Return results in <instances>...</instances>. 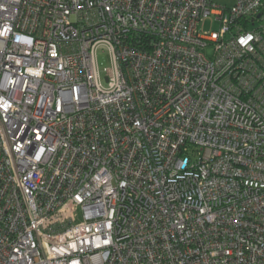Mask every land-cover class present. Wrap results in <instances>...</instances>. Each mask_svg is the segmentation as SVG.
<instances>
[{
  "label": "built area",
  "instance_id": "built-area-1",
  "mask_svg": "<svg viewBox=\"0 0 264 264\" xmlns=\"http://www.w3.org/2000/svg\"><path fill=\"white\" fill-rule=\"evenodd\" d=\"M0 264H264V0H0Z\"/></svg>",
  "mask_w": 264,
  "mask_h": 264
},
{
  "label": "rangeland",
  "instance_id": "rangeland-1",
  "mask_svg": "<svg viewBox=\"0 0 264 264\" xmlns=\"http://www.w3.org/2000/svg\"><path fill=\"white\" fill-rule=\"evenodd\" d=\"M215 1L220 3L232 4L234 0H215ZM203 26L205 29L217 30L219 28V22L215 21L213 18H208L204 22ZM98 59L101 67L110 65L111 62L110 56L108 49L106 47L105 48L100 47L98 49Z\"/></svg>",
  "mask_w": 264,
  "mask_h": 264
}]
</instances>
